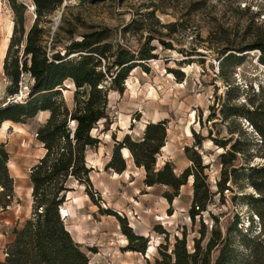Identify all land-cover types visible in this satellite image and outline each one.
<instances>
[{
    "label": "trees",
    "instance_id": "obj_1",
    "mask_svg": "<svg viewBox=\"0 0 264 264\" xmlns=\"http://www.w3.org/2000/svg\"><path fill=\"white\" fill-rule=\"evenodd\" d=\"M31 1L34 19L26 29L27 6L18 0H8L13 26L2 65L7 85L5 101L0 107V124L4 121L25 124L44 111L49 115L35 134L44 154L29 170L31 214L21 226L12 229L14 239L4 247L0 264H90L60 214L66 194L73 191L69 184L73 183L84 187L85 195L97 205L99 215L117 220L126 241L122 252L144 255L149 240L133 231L125 216L98 206L95 199L99 193L93 190L89 179L92 168L87 166L86 153L96 150L100 144L92 132L99 125L100 132H107L113 123L108 93L122 95L124 81L136 67L148 71L146 65L158 57L154 42L169 49L174 24H160L155 16L157 9H153L131 19L121 29L122 37L128 30L141 33L136 47L114 44L112 29L108 27L81 34L78 39L68 36L63 38L64 43L57 45L55 39L61 36L63 28L59 27L48 42L46 26L62 0ZM98 1L101 0H90V3ZM160 29L167 31L162 33ZM228 38L224 34L218 42L220 77L224 76L226 67L235 68L253 50L259 51L258 61L264 66V31L254 35L252 45L242 48H235ZM228 51L236 54H227ZM182 53L186 57L191 55ZM181 63L184 60L178 64ZM171 72L176 77L179 74L178 70ZM25 76L28 81L22 90ZM66 82L73 87L71 108L62 95ZM227 85L225 99L219 101H223L219 117L214 107L208 108L205 120L198 116L201 130L206 126L205 135L202 131L191 132L193 144L184 148L190 165L180 173L175 172L169 161L156 167V156L166 142L168 120L147 123L139 140L125 135L114 142L104 169L121 174L126 169L124 154L129 159L132 157L134 165L144 170L143 184L165 187L162 197L169 204L179 196L189 178L192 179L187 215L191 226H198L197 237L188 246L183 227L180 237L175 236L172 248L168 249V233L155 225L152 231L164 235L165 243L158 245L154 264H264V162L252 163L255 158L264 160V100L255 99L260 95L253 93L247 102L236 104L239 89L232 83ZM241 119L250 126V132L241 126ZM227 120V133L221 137L222 130L217 127ZM212 128H216L214 135ZM206 139L220 150L213 158L219 168L214 189L208 182L211 162L205 163L202 157ZM8 159L5 144L0 143V195L5 199L4 205L10 203L13 192ZM216 202L220 211L210 209ZM241 206L245 209L246 222Z\"/></svg>",
    "mask_w": 264,
    "mask_h": 264
},
{
    "label": "rangeland",
    "instance_id": "obj_2",
    "mask_svg": "<svg viewBox=\"0 0 264 264\" xmlns=\"http://www.w3.org/2000/svg\"><path fill=\"white\" fill-rule=\"evenodd\" d=\"M18 1L27 6L25 28L28 29L34 19L32 1ZM153 9H157L155 16L160 24H174L168 41L170 47L163 49L154 42L157 45L158 57L146 65L148 71L136 67L124 81L125 90L122 95L108 93L113 123L107 132H100L102 129L100 125L92 132L93 136H98L100 144L96 150L86 153V163L92 168L93 176L100 174L104 169L103 165L115 141L122 140L125 135H129L133 140H139L144 126L156 119L168 120L166 142L156 156V167H160L164 161H169L174 165L175 172L180 173L190 165L185 157L184 148L193 144L191 132L202 131L205 135L206 126L205 130H201L197 122L198 116L201 115L202 120H205L209 112L208 108L214 107L217 109L216 116L219 117L218 111L223 102L219 101L225 99V92L229 87L227 83H232L233 87L239 89L236 104L247 102V98H252L253 93L260 95L255 99L264 100V66L258 61L260 55L258 50L247 52L242 63L235 68L226 67L224 76L220 77L217 72L219 70L217 56H220L221 49L218 42L224 34L233 42L235 48H242L252 45L254 35L264 31V0H101L95 4L90 3V0L83 2L62 0V5L49 16L45 39L51 41L53 33L58 31L59 27H62L63 31L61 36L55 39L57 45L64 43L63 38L68 36L78 39L81 34L108 27L112 29L114 44L136 47L141 33L128 30L122 37L121 29L129 24L131 19L138 18ZM0 17L3 30L6 29L4 37L7 38V31L10 30L11 36L13 26V14L8 0H0ZM56 18L58 21L54 24ZM160 31L166 33L167 30L160 29ZM182 52L191 55L186 57ZM228 53L235 52L228 51ZM183 60L184 63L179 65L178 63ZM173 70H178L177 77L171 72ZM27 79L26 76L22 79V90L27 84ZM64 87L66 90L62 95L67 106L71 108L73 87L69 82H66ZM68 88L70 90H67ZM46 119L43 114L36 115L22 127V133L31 141L28 140L27 144L20 143L17 146H26L32 160L44 151L36 141L35 134ZM240 121L241 126L250 132V126L245 120ZM228 123L227 120L217 127L222 130L221 137L227 133ZM212 130L213 135L216 134V128ZM112 135L114 138L111 137ZM258 139L257 137L256 140L259 141ZM203 151L204 162H211L207 173L210 177L208 182L214 189L219 168L213 162V158L220 150L206 139L203 143ZM124 156L129 160L125 154ZM263 162L264 160L260 158L252 161L253 164ZM125 176H128L127 173ZM69 186L73 191L68 193L63 204L67 214L64 216V223L69 230H77L78 235L73 233V238L81 242L79 244L81 250L89 257L90 264H154V259L158 257V245L165 243L164 235L153 232L151 227L148 228L145 232L148 233L146 238L149 240L146 253L138 254L135 261L130 260L129 253L121 250L126 241L116 229L117 225L119 227L117 220L99 215L97 205L85 195L83 186L80 187L75 183ZM180 190L175 203L171 204L159 194L161 189L146 193L148 196H142L141 190L136 193L135 202L130 200V204L137 206V211L127 208L128 216L122 214L126 217L129 226L131 223L134 224L132 229L136 233L140 231L141 226H144L146 220L144 214H153L155 223L168 233V249L172 248L174 237H180V232L185 227L187 244L191 246L193 238L197 237L198 226L197 224L191 226L187 215L192 194L189 180ZM95 200L101 209H104L102 206L104 203L109 208L101 195ZM20 203L22 206L26 203L23 194ZM72 204L76 205L79 213L68 212L67 207H71ZM217 205V202L212 204L210 209L220 211ZM241 209L243 221L246 222L245 209L242 206ZM30 214L31 209L24 220L28 219ZM93 225L99 229L92 230L90 227Z\"/></svg>",
    "mask_w": 264,
    "mask_h": 264
},
{
    "label": "crops",
    "instance_id": "obj_3",
    "mask_svg": "<svg viewBox=\"0 0 264 264\" xmlns=\"http://www.w3.org/2000/svg\"><path fill=\"white\" fill-rule=\"evenodd\" d=\"M5 32L6 29L3 30L0 21V107L5 101V87L7 85V80L3 74L2 65H3V59L6 53V49L9 43L8 38L10 36L9 33L10 30L7 31L8 32L7 38L4 37ZM39 114L45 115V118H48L49 115L47 111L40 112L37 115ZM160 120L161 119H156L154 122ZM154 122L152 121V123ZM23 126L24 124H17L11 121H4L0 124V143L5 144V149L9 154L7 168L10 177L13 179L12 198L8 205H4L5 199H3L0 195V197L2 198L0 204V261L4 258V247L6 246V244H9L14 239V236L11 233L12 229L16 225L21 226L19 224L22 223V221H25L24 219L27 217V214L31 209V201H29V198H31V183L29 180V170L37 162V160L41 158L44 154V151H42L41 154H39L36 159L32 160L29 156L30 153L28 152L26 146L24 147L17 146L20 143L27 144L28 140L31 141L30 139H28L27 136H25V134L22 133ZM14 127L17 128L15 129ZM12 145L15 146L12 147ZM110 156L111 153L107 157L103 165L104 168L107 162L110 160ZM130 158L131 159L129 160L125 159L126 169L121 174H117L112 171H106L105 169H102L100 171V174H96L95 176L92 175V171L89 173V179L91 181L94 190L97 193H99V195L102 196V199L107 203L110 209L119 213L122 216L123 214L128 216V213L126 211L127 208L129 209L133 208L137 211V206H133L132 204H130V200L135 202L137 192L142 190L143 191L142 196H148V194L146 193H149L151 191L155 192L157 191V189H161L159 193L160 195H162L163 192L165 191V187L162 186L146 187L143 184L144 170L142 168H137L133 163L132 157ZM25 171L27 173H25ZM126 173L128 175L127 177L125 176ZM125 184L127 185L124 186ZM22 194L26 202L25 205L23 206L20 203ZM67 195L68 193L66 194V199H67ZM176 199L177 198H175L172 202L175 203ZM73 206H75V208H73ZM67 209L70 214H75L77 212L79 213V210H77L78 208H76L75 204L74 205L72 204L71 207L68 206ZM164 209H166V207ZM144 215L146 220L144 226H141V229L138 232V234L146 238L148 233L145 232H147L148 228L150 227L153 228L157 224L153 219V214L149 213ZM105 217L107 219H115L114 217L111 216H105ZM65 226L73 238L72 234L73 233L77 234V230L71 231L69 230L66 224ZM130 227L134 228V224L131 223ZM90 228L92 230L99 229L94 225L91 226ZM116 229L120 231L118 225ZM73 240L76 243L81 244V242L76 241L74 238ZM127 253H129L130 255V260L132 261L137 260L136 256L138 255V253H132V252H127Z\"/></svg>",
    "mask_w": 264,
    "mask_h": 264
},
{
    "label": "bare ground",
    "instance_id": "obj_4",
    "mask_svg": "<svg viewBox=\"0 0 264 264\" xmlns=\"http://www.w3.org/2000/svg\"><path fill=\"white\" fill-rule=\"evenodd\" d=\"M40 115V114H39ZM191 183H192V179L190 178L189 179V184L191 185ZM61 214L63 215V216H66L67 214H66V210H65V208H63V207H61ZM167 219V218H166ZM159 221H160V219H158ZM163 220V219H162Z\"/></svg>",
    "mask_w": 264,
    "mask_h": 264
},
{
    "label": "built area",
    "instance_id": "obj_5",
    "mask_svg": "<svg viewBox=\"0 0 264 264\" xmlns=\"http://www.w3.org/2000/svg\"><path fill=\"white\" fill-rule=\"evenodd\" d=\"M18 99V98H17ZM102 206L104 207V209L105 208H107L106 206H105V203L104 204H102ZM60 214H61V210H60ZM61 217H62V219L64 220V216L61 214Z\"/></svg>",
    "mask_w": 264,
    "mask_h": 264
},
{
    "label": "water",
    "instance_id": "obj_6",
    "mask_svg": "<svg viewBox=\"0 0 264 264\" xmlns=\"http://www.w3.org/2000/svg\"><path fill=\"white\" fill-rule=\"evenodd\" d=\"M57 21H58V18H56V19H55V21H54V24H56V23H57Z\"/></svg>",
    "mask_w": 264,
    "mask_h": 264
}]
</instances>
